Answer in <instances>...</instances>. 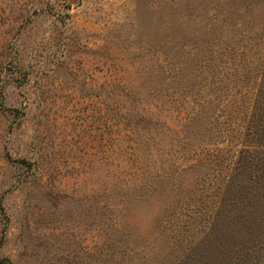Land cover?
Masks as SVG:
<instances>
[{"label":"rangeland","instance_id":"374dc122","mask_svg":"<svg viewBox=\"0 0 264 264\" xmlns=\"http://www.w3.org/2000/svg\"><path fill=\"white\" fill-rule=\"evenodd\" d=\"M246 146L264 0H0V264H218Z\"/></svg>","mask_w":264,"mask_h":264},{"label":"trees","instance_id":"16d2710c","mask_svg":"<svg viewBox=\"0 0 264 264\" xmlns=\"http://www.w3.org/2000/svg\"><path fill=\"white\" fill-rule=\"evenodd\" d=\"M223 135L230 136L229 132H223ZM234 160L236 166L232 162L235 167L228 168L238 169L237 173L229 175V182L223 179L212 187L215 190L212 210H216V213L200 221L201 226L204 225L202 232L212 227L223 233L217 243L219 253H215L213 257L218 264H264V157L246 146L234 155ZM240 174L245 176L241 179L255 183L258 188L257 200L244 201L243 194H238L240 185L235 188L237 182L234 176ZM226 191L231 195L226 197ZM219 207L225 212H219ZM227 209L231 213H228ZM235 209L239 212H235ZM223 226L225 228H222ZM179 258L180 256L177 257Z\"/></svg>","mask_w":264,"mask_h":264}]
</instances>
